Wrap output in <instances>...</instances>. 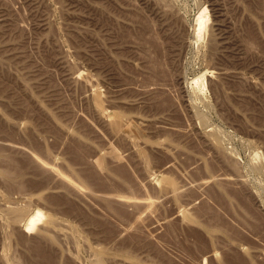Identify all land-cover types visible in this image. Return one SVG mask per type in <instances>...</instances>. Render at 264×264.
Here are the masks:
<instances>
[{
  "label": "rangeland",
  "instance_id": "374dc122",
  "mask_svg": "<svg viewBox=\"0 0 264 264\" xmlns=\"http://www.w3.org/2000/svg\"><path fill=\"white\" fill-rule=\"evenodd\" d=\"M0 264H264V0H0Z\"/></svg>",
  "mask_w": 264,
  "mask_h": 264
},
{
  "label": "bare ground",
  "instance_id": "6f19581e",
  "mask_svg": "<svg viewBox=\"0 0 264 264\" xmlns=\"http://www.w3.org/2000/svg\"><path fill=\"white\" fill-rule=\"evenodd\" d=\"M257 155L259 156V155H261V154H259V153H257ZM256 155V157H258ZM259 158H261L260 156H259ZM256 159V158H255ZM19 213V212H18ZM18 213H16V215L18 214ZM23 215V213H20V214H18L17 216H18V219L20 220V222L22 221L23 223H24V225L26 226V228H30L33 224H35L34 222H36V220H38V218L41 216V213H38V215L37 216H29L28 217V215L27 216H24L22 219H20V216L19 215ZM15 215V216H16ZM22 215H21V217H22ZM16 216V217H17ZM28 217V218H27ZM18 219H15V220H18ZM21 222V223H22Z\"/></svg>",
  "mask_w": 264,
  "mask_h": 264
}]
</instances>
